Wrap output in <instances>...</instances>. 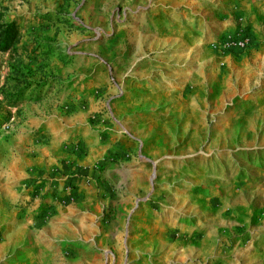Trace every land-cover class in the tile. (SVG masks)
<instances>
[{
  "label": "rangeland",
  "instance_id": "1",
  "mask_svg": "<svg viewBox=\"0 0 264 264\" xmlns=\"http://www.w3.org/2000/svg\"><path fill=\"white\" fill-rule=\"evenodd\" d=\"M0 264H264V0H0Z\"/></svg>",
  "mask_w": 264,
  "mask_h": 264
},
{
  "label": "trees",
  "instance_id": "2",
  "mask_svg": "<svg viewBox=\"0 0 264 264\" xmlns=\"http://www.w3.org/2000/svg\"><path fill=\"white\" fill-rule=\"evenodd\" d=\"M17 38V28L14 22L6 24L0 32V51H8Z\"/></svg>",
  "mask_w": 264,
  "mask_h": 264
}]
</instances>
